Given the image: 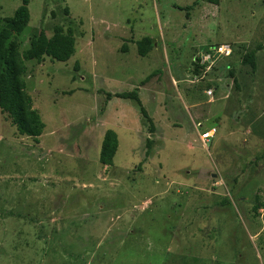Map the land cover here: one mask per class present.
<instances>
[{
  "label": "rangeland",
  "instance_id": "rangeland-1",
  "mask_svg": "<svg viewBox=\"0 0 264 264\" xmlns=\"http://www.w3.org/2000/svg\"><path fill=\"white\" fill-rule=\"evenodd\" d=\"M20 3L0 0V29ZM28 10L21 52L55 26L72 28L75 50L25 60L37 142L0 109V264H264V0ZM122 91H136L154 130L133 100L107 96ZM106 129L118 137L111 166L98 159Z\"/></svg>",
  "mask_w": 264,
  "mask_h": 264
},
{
  "label": "trees",
  "instance_id": "trees-1",
  "mask_svg": "<svg viewBox=\"0 0 264 264\" xmlns=\"http://www.w3.org/2000/svg\"><path fill=\"white\" fill-rule=\"evenodd\" d=\"M202 1L211 4H218L219 2V0ZM28 3L29 0H21L13 14L4 19L5 25L0 29V109L7 113L19 134L29 136L37 142L44 128V123L32 107V98L26 90L25 60L35 59L39 61L47 56L56 61H66L74 53L75 39L72 28L68 27L64 30L61 26H55L50 36L41 30L36 36L31 37L29 47L21 52L16 35L21 33L29 22ZM180 9L183 8L180 7ZM136 44L138 55L145 56L152 47V40L145 36ZM122 50H127L126 45L123 44ZM254 54L255 52L251 51L243 59V62L248 63L252 69L255 67ZM150 76L151 74L147 75L142 82L147 81ZM234 82L236 83L235 79ZM107 96L133 100L139 105L142 116L149 123V129L154 130V125L141 105L136 91L107 93ZM151 144L152 140L147 138L146 147L149 148ZM117 146V133L113 129H106L99 150V162L111 166ZM148 153L146 150L145 156H148ZM256 209L257 205H254L252 210L256 211Z\"/></svg>",
  "mask_w": 264,
  "mask_h": 264
},
{
  "label": "built area",
  "instance_id": "built-area-1",
  "mask_svg": "<svg viewBox=\"0 0 264 264\" xmlns=\"http://www.w3.org/2000/svg\"><path fill=\"white\" fill-rule=\"evenodd\" d=\"M206 93H207V95H211L212 90H208ZM215 133H216V128H214V127H211L210 129L202 130L200 133V140H201L202 144L205 146L207 141L210 138H212Z\"/></svg>",
  "mask_w": 264,
  "mask_h": 264
}]
</instances>
